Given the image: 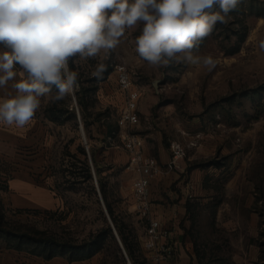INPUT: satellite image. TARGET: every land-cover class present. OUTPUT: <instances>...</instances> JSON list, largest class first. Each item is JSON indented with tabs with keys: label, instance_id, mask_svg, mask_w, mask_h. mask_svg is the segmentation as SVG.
<instances>
[{
	"label": "rangeland",
	"instance_id": "374dc122",
	"mask_svg": "<svg viewBox=\"0 0 264 264\" xmlns=\"http://www.w3.org/2000/svg\"><path fill=\"white\" fill-rule=\"evenodd\" d=\"M228 15L229 22L217 23L195 50L217 59L211 72L202 64L155 68L139 59L124 61L123 49L134 55L132 40L139 32L132 31L128 43L105 61L102 79L81 67L74 96L42 101L35 114L43 132L51 135L40 142L42 176L60 206L51 211L0 208V251L64 252L62 258H83L90 252L84 260L88 264H132L107 213L100 179L114 217L135 246L138 264H154L143 246L146 222L135 210L132 187L124 178L129 157L121 136L152 130L158 136L142 137L153 157L166 160L161 164L171 158V140L189 146L182 171L158 176L151 184L155 214L174 231L173 237L182 234L185 262L264 264V50L259 47L264 41V0H241ZM118 64L129 68L149 108V117L141 115L134 128L120 122L124 99L117 88ZM84 162L91 167V180ZM41 237L71 246L35 240Z\"/></svg>",
	"mask_w": 264,
	"mask_h": 264
},
{
	"label": "clouds",
	"instance_id": "9594fccd",
	"mask_svg": "<svg viewBox=\"0 0 264 264\" xmlns=\"http://www.w3.org/2000/svg\"><path fill=\"white\" fill-rule=\"evenodd\" d=\"M241 0H0V121L23 127L42 101L57 103L80 87L79 68L102 79L105 61L129 41L155 68L172 63L217 67L196 54ZM264 50V41L259 44ZM95 61L94 64L91 62ZM75 66V69L74 67Z\"/></svg>",
	"mask_w": 264,
	"mask_h": 264
},
{
	"label": "crops",
	"instance_id": "0c3cea01",
	"mask_svg": "<svg viewBox=\"0 0 264 264\" xmlns=\"http://www.w3.org/2000/svg\"><path fill=\"white\" fill-rule=\"evenodd\" d=\"M2 94L0 92V95ZM141 115H147L149 117V108L143 101L142 96L139 101L140 118ZM47 119L44 118V122H47ZM41 126L44 125L36 114L23 127H17L15 124L6 125L0 121V184L4 185L0 186V207L2 210L6 208L5 205L21 210L36 206L47 211H51L57 207L59 208L60 206V201L51 188L47 187L44 183L42 176L44 164L43 148L40 142L43 140L42 136L51 135L44 133L42 129L44 127ZM151 131L142 136H158V134H154ZM202 137L204 138V136ZM145 150L147 155L152 156L154 154L146 143V140ZM161 156L157 158L158 161H166ZM124 178L129 181V187H132V173L127 170L124 173ZM196 181L198 183L197 179ZM132 201L134 204V200ZM173 243L176 249L173 263L187 264L185 262L186 254L182 243L181 232H176ZM12 253L16 255L15 260L11 258ZM23 254H25L23 251L12 248L2 249L0 251V264H44L45 262L51 264H88L86 261L71 262L67 258L62 257L45 260L43 257H38L37 255L25 254V256ZM8 256H10L9 260H7Z\"/></svg>",
	"mask_w": 264,
	"mask_h": 264
},
{
	"label": "built area",
	"instance_id": "2783aa9c",
	"mask_svg": "<svg viewBox=\"0 0 264 264\" xmlns=\"http://www.w3.org/2000/svg\"><path fill=\"white\" fill-rule=\"evenodd\" d=\"M115 71L117 87L124 99L120 122L134 128L140 123L139 101L142 94L134 82L131 71L125 64L116 65ZM80 127H82L81 122ZM121 136L123 147L129 157L126 170L133 175L134 208L140 218L146 222L144 249L150 254V259L154 264H174L176 253L173 243L174 231L169 229L155 214L151 201V184L153 179L158 176L169 174L175 170L182 171L181 162L187 157L189 146L179 140H171L169 143L171 158L168 162L161 164L155 157L146 154L145 140L142 135L124 133ZM196 139H200V136H197ZM190 146H196V144L192 142Z\"/></svg>",
	"mask_w": 264,
	"mask_h": 264
},
{
	"label": "trees",
	"instance_id": "16d2710c",
	"mask_svg": "<svg viewBox=\"0 0 264 264\" xmlns=\"http://www.w3.org/2000/svg\"><path fill=\"white\" fill-rule=\"evenodd\" d=\"M73 67L75 69V66H73ZM84 169H85L86 179L91 180L92 179V170H91V167L86 162H84ZM96 172H97V176H98V171H96ZM98 183H99L101 194L103 196V200L105 202L107 213H108V215H110L111 220H112L115 228L117 229L118 236H119L120 241L123 245V249H124L125 253L127 254L128 259L131 261V263L132 264H138L135 246L132 244L129 237L125 234V231L123 230V227L121 226V224H119L117 219L114 217L113 209H112L111 205L106 200V195L104 194V190H103V184H102L100 179L98 180ZM2 222H3V215H0V228H2ZM106 231H108V232L111 231L108 226L106 227ZM19 236L25 237V235H19ZM33 239H35V238H33ZM35 240L42 242V243H45V244H49V245H59V246H66V247L71 246L68 241L62 243V242L58 241L56 238H52V237H41V238L35 239ZM63 253H61V254L50 253V254H47V256L46 255L44 256L42 254L41 255L36 254V255L41 256V257L45 258L46 260H51L57 256H60V257L65 256V255H63ZM91 256L92 255L89 252V254L84 255L83 258H75L74 256H69V258H67V259L71 262L72 261H84V260H87V258H90Z\"/></svg>",
	"mask_w": 264,
	"mask_h": 264
},
{
	"label": "water",
	"instance_id": "95a60500",
	"mask_svg": "<svg viewBox=\"0 0 264 264\" xmlns=\"http://www.w3.org/2000/svg\"><path fill=\"white\" fill-rule=\"evenodd\" d=\"M158 84H159V81H155L154 82V88L156 89V90H158ZM116 233V232H115ZM117 234V233H116ZM118 239H119V242H120V244H121V246H122V248H123V245H122V243H121V241H120V238L118 237Z\"/></svg>",
	"mask_w": 264,
	"mask_h": 264
},
{
	"label": "bare ground",
	"instance_id": "6f19581e",
	"mask_svg": "<svg viewBox=\"0 0 264 264\" xmlns=\"http://www.w3.org/2000/svg\"><path fill=\"white\" fill-rule=\"evenodd\" d=\"M83 131V130H82ZM85 137V136H84Z\"/></svg>",
	"mask_w": 264,
	"mask_h": 264
}]
</instances>
